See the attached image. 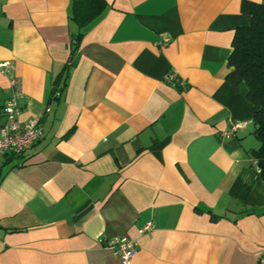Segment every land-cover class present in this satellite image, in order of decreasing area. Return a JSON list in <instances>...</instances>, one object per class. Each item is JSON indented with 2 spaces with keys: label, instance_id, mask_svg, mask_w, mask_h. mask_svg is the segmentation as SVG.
<instances>
[{
  "label": "crops",
  "instance_id": "0c3cea01",
  "mask_svg": "<svg viewBox=\"0 0 264 264\" xmlns=\"http://www.w3.org/2000/svg\"><path fill=\"white\" fill-rule=\"evenodd\" d=\"M103 1L51 99L80 31L72 0H0V63L43 132L21 164L0 160V264H120L103 244L117 237L137 243L131 264H257V108L227 78L242 2L264 0ZM9 97L0 72V126Z\"/></svg>",
  "mask_w": 264,
  "mask_h": 264
},
{
  "label": "trees",
  "instance_id": "16d2710c",
  "mask_svg": "<svg viewBox=\"0 0 264 264\" xmlns=\"http://www.w3.org/2000/svg\"><path fill=\"white\" fill-rule=\"evenodd\" d=\"M106 8L103 0H72L70 18L80 31L71 38V51L60 76L52 86L51 99H62L67 88L70 69L75 65L83 29L98 19ZM241 12L251 18L250 24L235 30L232 53L228 65L232 69L228 82L233 86L244 83L248 88L247 100L255 112L252 125L253 135L259 141V148L251 152L252 160L260 169L258 175L264 179V4L244 1ZM4 165L21 164L22 157L5 156ZM253 169L256 172L255 167ZM257 173V172H256Z\"/></svg>",
  "mask_w": 264,
  "mask_h": 264
},
{
  "label": "built area",
  "instance_id": "2783aa9c",
  "mask_svg": "<svg viewBox=\"0 0 264 264\" xmlns=\"http://www.w3.org/2000/svg\"><path fill=\"white\" fill-rule=\"evenodd\" d=\"M167 41L166 39L165 42ZM0 72L8 78L10 87V97L2 108L4 122L0 126L1 160L7 155L22 157L42 137L43 132L37 119L26 123L20 121L22 109L19 102L24 98V93L21 79L15 74L14 64L12 62H1ZM165 80L182 89L186 87V82L178 80L175 73L167 74ZM242 127V124H235L224 136H233ZM252 166L255 167L257 174L260 173L255 161H252ZM152 229V222H148L138 232L143 235ZM103 244L112 255L119 259L120 264H131L132 259L138 253L137 243L125 237L113 238L103 242ZM257 264H264V252L260 254Z\"/></svg>",
  "mask_w": 264,
  "mask_h": 264
}]
</instances>
